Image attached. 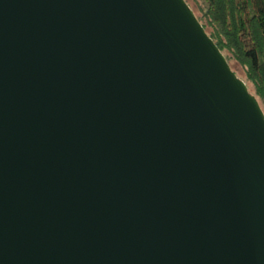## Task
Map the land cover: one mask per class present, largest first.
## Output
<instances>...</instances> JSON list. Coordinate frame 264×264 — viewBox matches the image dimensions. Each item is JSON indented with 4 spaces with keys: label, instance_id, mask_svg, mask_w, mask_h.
<instances>
[{
    "label": "water",
    "instance_id": "obj_1",
    "mask_svg": "<svg viewBox=\"0 0 264 264\" xmlns=\"http://www.w3.org/2000/svg\"><path fill=\"white\" fill-rule=\"evenodd\" d=\"M0 264H264V108L187 0H0Z\"/></svg>",
    "mask_w": 264,
    "mask_h": 264
},
{
    "label": "trees",
    "instance_id": "obj_2",
    "mask_svg": "<svg viewBox=\"0 0 264 264\" xmlns=\"http://www.w3.org/2000/svg\"><path fill=\"white\" fill-rule=\"evenodd\" d=\"M264 108V0H187ZM235 69V68H234Z\"/></svg>",
    "mask_w": 264,
    "mask_h": 264
},
{
    "label": "rangeland",
    "instance_id": "obj_3",
    "mask_svg": "<svg viewBox=\"0 0 264 264\" xmlns=\"http://www.w3.org/2000/svg\"><path fill=\"white\" fill-rule=\"evenodd\" d=\"M233 66H234L236 72L238 73V75H239L240 77H244V72H243V70L241 69L240 65L237 64V63H233Z\"/></svg>",
    "mask_w": 264,
    "mask_h": 264
}]
</instances>
